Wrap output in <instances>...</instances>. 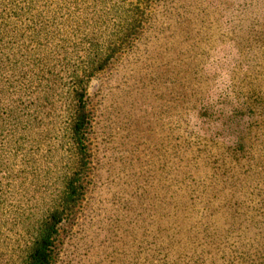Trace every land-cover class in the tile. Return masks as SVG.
Returning a JSON list of instances; mask_svg holds the SVG:
<instances>
[{
  "label": "rangeland",
  "instance_id": "rangeland-1",
  "mask_svg": "<svg viewBox=\"0 0 264 264\" xmlns=\"http://www.w3.org/2000/svg\"><path fill=\"white\" fill-rule=\"evenodd\" d=\"M10 2L0 13V264H22L39 222L61 212L68 178L78 196L50 264H150L171 207L202 188L211 205L251 200L247 212L264 221V106L249 99L256 87L264 96V0Z\"/></svg>",
  "mask_w": 264,
  "mask_h": 264
},
{
  "label": "trees",
  "instance_id": "trees-1",
  "mask_svg": "<svg viewBox=\"0 0 264 264\" xmlns=\"http://www.w3.org/2000/svg\"><path fill=\"white\" fill-rule=\"evenodd\" d=\"M10 3V0H0V13H4L3 6ZM2 21L8 23L9 16L8 19L3 17ZM74 98L76 109L69 130L72 139L79 144L85 125L83 93L76 92ZM249 99L257 108L264 106L263 93L257 87ZM244 145L241 141L235 148L241 150ZM76 181L72 178L65 181L59 204L61 212L55 210L39 222L22 264L51 263L53 237L62 219V211L68 210L78 196ZM228 191L232 192L230 188ZM199 193L195 194L198 199L188 197L192 200L187 205L171 207L167 222L159 225L149 243L151 250L146 252V256L151 260L150 264H264V221L255 220L247 212L251 200L240 202L233 194L231 196L235 200L230 197L221 205H211L205 200L210 195L206 189L202 188ZM262 206L259 209L261 213L264 212Z\"/></svg>",
  "mask_w": 264,
  "mask_h": 264
}]
</instances>
